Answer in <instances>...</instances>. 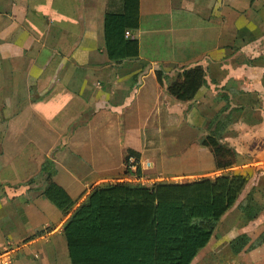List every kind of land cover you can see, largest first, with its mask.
<instances>
[{
  "label": "crops",
  "instance_id": "0c3cea01",
  "mask_svg": "<svg viewBox=\"0 0 264 264\" xmlns=\"http://www.w3.org/2000/svg\"><path fill=\"white\" fill-rule=\"evenodd\" d=\"M119 8L120 0H0V264H69L67 217L45 197L47 184L84 200L125 172L131 152L147 173L190 159L197 174L202 139L226 106L221 126L245 159L231 172L249 181L192 264L220 243L241 264H264V241L230 245L264 235V210L245 223L239 209L240 226L229 223L253 188L264 194V0H140V28L127 35L139 55L115 61L104 21ZM196 68L204 78L195 95L174 96L171 85Z\"/></svg>",
  "mask_w": 264,
  "mask_h": 264
},
{
  "label": "trees",
  "instance_id": "16d2710c",
  "mask_svg": "<svg viewBox=\"0 0 264 264\" xmlns=\"http://www.w3.org/2000/svg\"><path fill=\"white\" fill-rule=\"evenodd\" d=\"M139 28L140 0H120L118 11L106 12L105 42L111 60L138 57L139 43L127 32ZM203 76L200 68L185 72L183 83L171 85L170 92L179 99H191ZM225 110L227 107L222 112ZM216 121H210L209 134L202 144L214 154L216 167L223 170L236 164L237 154L216 136L215 131L223 129L221 122L212 130ZM131 155L139 158L136 152L128 157ZM248 181L243 174L228 173L185 183L160 182L152 187L104 183L80 204L62 186L50 181L44 194L64 216L69 215L63 236L71 264H192ZM261 197L253 188L245 198L240 206L243 222H251L263 212L264 194ZM263 241L264 235L253 243L247 235H241L230 245L235 251L247 246L253 249Z\"/></svg>",
  "mask_w": 264,
  "mask_h": 264
},
{
  "label": "rangeland",
  "instance_id": "374dc122",
  "mask_svg": "<svg viewBox=\"0 0 264 264\" xmlns=\"http://www.w3.org/2000/svg\"><path fill=\"white\" fill-rule=\"evenodd\" d=\"M248 97H252L249 102H251L253 104V102H255L254 98L256 97L258 99V94L255 93V95H250ZM223 109L220 110L221 113L219 111L216 114V115H218L217 117L216 116L214 117V118H216L217 121L214 123V125H212L213 126L212 130H214L216 128V126L218 125V123H220V117L223 114V112H222ZM227 110H228V107H227ZM215 134L219 139H221V142L225 143L226 145H228L230 147L226 138H228L227 136H231V134H233V133L230 131L229 128L219 129V130L215 131ZM187 142L189 143L190 141H187ZM199 144H201V140L199 141ZM202 146H204V145H202ZM230 148L232 149V147H230ZM200 151L201 152H199L198 159H199V163L202 162V163H200V166H202V167L199 168V171L197 174L195 173L196 171L194 172L191 169L192 161L190 159H187V160H184V161L179 162V163H177V162L168 163L166 165L167 169H163L164 171L161 170L160 173H158L156 171H153L151 173H147L146 171L142 170L139 167V170H137V173L135 175V177H137V179L135 177L132 178L133 176H131V174H132L131 169L128 167V168H126L124 173L120 174L117 177L112 178V180L109 182L111 184H115V183H119V182L135 183V184H142V185L149 186V187H152L155 184H158L160 182H174V183L192 182V181L199 180L201 178H215V177L225 175L228 173H234V172H231V170L236 168L235 166H237L238 163L240 164L241 161L245 160L244 158L239 157L237 155L236 164L234 166L228 168V169L222 170V169H218L216 167V160H215L214 154L212 153V151L208 147H206V148L200 147ZM233 151H234V149H233ZM183 153L185 154V152H183ZM170 154L172 156H174L176 154L177 155L181 154V152H177V153L171 152ZM212 156H213L214 161L212 163H210ZM208 159H209V162H208ZM84 195H85V193H84ZM84 195H82V197H80V199H82ZM80 199L77 200L78 201L77 204H80L83 201ZM262 200H263L262 197L259 198L260 202ZM239 209H241V208L238 207L232 212L233 216L229 220V223H231V224L236 223V225L240 226V223H239L240 219L237 217V215L239 214ZM66 217L68 219L69 215H66ZM220 227L221 226L217 227V229H218L217 231H219ZM48 230H49V228L44 229L43 231L45 232ZM68 261H69V264H71L69 257H68ZM197 264H241V259L238 256H235L229 249H227L225 244L220 243L219 248L215 247L214 250L213 249L207 250L206 253L201 256V258L199 259V262H197Z\"/></svg>",
  "mask_w": 264,
  "mask_h": 264
},
{
  "label": "built area",
  "instance_id": "2783aa9c",
  "mask_svg": "<svg viewBox=\"0 0 264 264\" xmlns=\"http://www.w3.org/2000/svg\"><path fill=\"white\" fill-rule=\"evenodd\" d=\"M129 34V32H127V35ZM128 167L131 169V176H133L132 178L135 177L137 170H139V165H138V161L134 158L131 157L128 161ZM137 179V177H135Z\"/></svg>",
  "mask_w": 264,
  "mask_h": 264
}]
</instances>
